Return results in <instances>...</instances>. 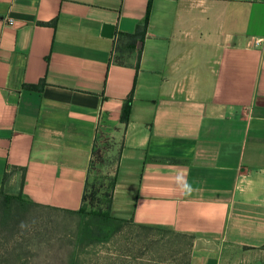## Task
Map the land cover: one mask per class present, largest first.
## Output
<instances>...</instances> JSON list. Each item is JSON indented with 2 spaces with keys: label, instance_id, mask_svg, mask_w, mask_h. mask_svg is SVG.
<instances>
[{
  "label": "crops",
  "instance_id": "obj_1",
  "mask_svg": "<svg viewBox=\"0 0 264 264\" xmlns=\"http://www.w3.org/2000/svg\"><path fill=\"white\" fill-rule=\"evenodd\" d=\"M99 132L116 217L193 236L189 264H264V0H0V189L24 171L79 210Z\"/></svg>",
  "mask_w": 264,
  "mask_h": 264
},
{
  "label": "rangeland",
  "instance_id": "obj_2",
  "mask_svg": "<svg viewBox=\"0 0 264 264\" xmlns=\"http://www.w3.org/2000/svg\"><path fill=\"white\" fill-rule=\"evenodd\" d=\"M113 144L109 140V146L103 145L102 162L90 169L91 181L99 179L106 186L115 178L118 158L112 152ZM18 186L19 182L9 178L5 192L17 194ZM1 198L0 195V202ZM125 220L109 241L85 246L76 235L83 222L80 216L62 210L30 208L14 220L17 228L11 225L4 230L3 250L7 251L9 264H17V256L23 257L18 264L189 263L194 238L166 229L142 228L128 218ZM12 229L14 236L10 234Z\"/></svg>",
  "mask_w": 264,
  "mask_h": 264
},
{
  "label": "trees",
  "instance_id": "obj_3",
  "mask_svg": "<svg viewBox=\"0 0 264 264\" xmlns=\"http://www.w3.org/2000/svg\"><path fill=\"white\" fill-rule=\"evenodd\" d=\"M150 9H151V2L149 4L148 8V14L146 16V19L140 25L138 28V31L135 35H120V40L122 38L128 39V42L125 46L117 47L118 54L116 55V62L119 64H126L125 62V54L128 53L129 56L137 52V61H136V67L139 68L140 66V60H141V50L138 49V42H141L144 40L146 35V30L149 24V17H150ZM45 83L42 82L40 86L35 85H29L25 86L29 89H37L41 86H44ZM134 102V96L131 93L128 98L124 101L123 108H122V115L121 120L124 123H128L131 117L132 113V106ZM103 145L109 146V140L105 137L103 132H99L95 144L94 149L92 151V159H91V165H96V163L102 162L103 158ZM18 170L17 168L13 167L12 171ZM91 173V171H90ZM10 174L6 173L4 176V185L0 189V195H1V202H0V264H9L7 256L6 249L4 248V241L5 237L3 236L4 230H7L11 225H13V228H17L16 224L13 223L14 220L21 214H24L29 210L30 208H47L51 210H62L70 213H74L82 219V226L80 229H78L77 237L79 239V243L81 245H93V244H99L103 242H107L110 240L113 233L118 231L120 229L121 222L127 221L125 219L118 218L113 213V198H114V190L117 183V178L110 179L108 183H106V186L103 185V183L99 181V179L95 181H91L90 177L87 179L85 184V190L82 197V206L79 210H67V209H58L47 205H42L39 203H36L33 201L24 191V177L25 172L23 171V181L21 188L17 194H9L5 192V185L7 180L9 179ZM103 186V188H102ZM5 192V193H4ZM130 222L133 224L142 227V228H148V229H166L168 231L174 232L179 235H187L182 234L173 231L172 229L157 227V226H145V225H139L134 223L133 219H129ZM12 229L10 231L11 236L13 235ZM8 232V231H7ZM14 236V235H13ZM192 238L193 236L187 235ZM2 242V243H1ZM193 246V242L192 245ZM16 249V248H13ZM6 255V256H5ZM17 264L18 262L23 261L22 256H17ZM190 261V260H189ZM189 264V263H188Z\"/></svg>",
  "mask_w": 264,
  "mask_h": 264
},
{
  "label": "water",
  "instance_id": "obj_4",
  "mask_svg": "<svg viewBox=\"0 0 264 264\" xmlns=\"http://www.w3.org/2000/svg\"><path fill=\"white\" fill-rule=\"evenodd\" d=\"M104 35L107 37H113L114 35V27L111 25H107L104 28ZM138 48L141 49L142 48V42L139 43Z\"/></svg>",
  "mask_w": 264,
  "mask_h": 264
},
{
  "label": "built area",
  "instance_id": "obj_5",
  "mask_svg": "<svg viewBox=\"0 0 264 264\" xmlns=\"http://www.w3.org/2000/svg\"><path fill=\"white\" fill-rule=\"evenodd\" d=\"M259 44V41H257V45Z\"/></svg>",
  "mask_w": 264,
  "mask_h": 264
}]
</instances>
